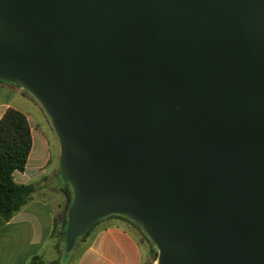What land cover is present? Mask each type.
Masks as SVG:
<instances>
[{
    "label": "water",
    "instance_id": "obj_1",
    "mask_svg": "<svg viewBox=\"0 0 264 264\" xmlns=\"http://www.w3.org/2000/svg\"><path fill=\"white\" fill-rule=\"evenodd\" d=\"M0 79L57 136L68 250L121 214L157 264H264V0H0Z\"/></svg>",
    "mask_w": 264,
    "mask_h": 264
},
{
    "label": "crops",
    "instance_id": "obj_2",
    "mask_svg": "<svg viewBox=\"0 0 264 264\" xmlns=\"http://www.w3.org/2000/svg\"><path fill=\"white\" fill-rule=\"evenodd\" d=\"M2 87L35 101L9 81L0 80V90ZM9 107L26 116L31 133V149L25 167L14 171L13 179L18 184L32 185L34 190L9 219L0 215V264H30L33 256L45 262L57 260L53 256L63 239L53 236L52 231L54 218L64 207V191L68 185L61 176L58 161H51L48 140L29 111L0 97V119ZM76 245L79 248L76 260L59 261L60 264H143L150 257V244L143 239L141 231L119 217L101 218Z\"/></svg>",
    "mask_w": 264,
    "mask_h": 264
},
{
    "label": "trees",
    "instance_id": "obj_3",
    "mask_svg": "<svg viewBox=\"0 0 264 264\" xmlns=\"http://www.w3.org/2000/svg\"><path fill=\"white\" fill-rule=\"evenodd\" d=\"M30 149L31 133L26 116L15 108H7L0 119V215L5 219H9L17 212L28 201L34 190L32 185L18 184L13 179L14 171L24 169ZM66 183L68 184L64 191L66 201L63 209L54 218L52 231L53 236L62 237L64 241L68 226V212L73 200L72 188L67 181ZM108 217H119L138 228L143 239L150 244L148 260H154V257L151 259V255L156 254V251L138 224L121 214H111ZM99 220L92 222L86 231L76 238V241L86 236ZM30 264H60V262L59 260L45 262L39 256H33Z\"/></svg>",
    "mask_w": 264,
    "mask_h": 264
},
{
    "label": "rangeland",
    "instance_id": "obj_4",
    "mask_svg": "<svg viewBox=\"0 0 264 264\" xmlns=\"http://www.w3.org/2000/svg\"><path fill=\"white\" fill-rule=\"evenodd\" d=\"M5 81L8 82L7 80ZM10 84H12L13 86H16L18 90H23V92H25L26 94H28V96L33 98V96L29 94L27 91H25L24 89H20L21 87H17L16 83L10 82ZM0 97L8 101H11L15 106L19 107L20 109H23L24 111H29L31 113L33 118L38 123V129L45 135L46 139L48 140L49 150L52 155L51 161H55V160L58 161L60 150H59V143H58L57 136L51 126L48 116L47 118L44 117L43 112L45 111L43 110V108L40 107L42 109H38L37 107L34 106L35 103L33 102H36L37 106H41V105L34 98L33 99L35 101H29V99L23 97L16 91L7 89L5 87L1 88ZM44 119L47 121H43ZM48 167H50V164L48 165ZM64 182L65 184H67L65 180ZM51 242H54V241L51 240ZM78 251H79V248H78V245H76V240H75L73 247L70 250L67 249L66 242L63 240L62 242H60L59 247L57 249V253L53 257H55V259L63 263H68L69 261L73 262L77 258ZM152 257H154V260H147L145 264H153L154 262H156L157 253L156 254L153 253L151 255V259Z\"/></svg>",
    "mask_w": 264,
    "mask_h": 264
},
{
    "label": "bare ground",
    "instance_id": "obj_5",
    "mask_svg": "<svg viewBox=\"0 0 264 264\" xmlns=\"http://www.w3.org/2000/svg\"><path fill=\"white\" fill-rule=\"evenodd\" d=\"M155 264H157V263L155 262Z\"/></svg>",
    "mask_w": 264,
    "mask_h": 264
},
{
    "label": "built area",
    "instance_id": "obj_6",
    "mask_svg": "<svg viewBox=\"0 0 264 264\" xmlns=\"http://www.w3.org/2000/svg\"><path fill=\"white\" fill-rule=\"evenodd\" d=\"M153 264H155V262Z\"/></svg>",
    "mask_w": 264,
    "mask_h": 264
}]
</instances>
